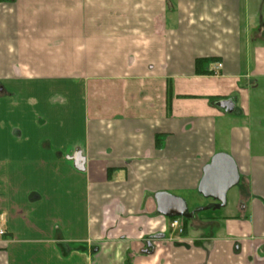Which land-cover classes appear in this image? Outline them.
I'll return each instance as SVG.
<instances>
[{"label": "crops", "instance_id": "crops-1", "mask_svg": "<svg viewBox=\"0 0 264 264\" xmlns=\"http://www.w3.org/2000/svg\"><path fill=\"white\" fill-rule=\"evenodd\" d=\"M217 153L229 210L178 235L154 195L212 203ZM0 225V264H264V0H0Z\"/></svg>", "mask_w": 264, "mask_h": 264}, {"label": "water", "instance_id": "water-1", "mask_svg": "<svg viewBox=\"0 0 264 264\" xmlns=\"http://www.w3.org/2000/svg\"><path fill=\"white\" fill-rule=\"evenodd\" d=\"M225 113H231L234 105L231 101L217 104ZM239 182V173L233 159L225 153L215 154L203 168V175L198 184L197 192L212 203L189 211L184 199L166 192L154 195L157 212L167 218H193L195 213L218 210L225 207L228 192Z\"/></svg>", "mask_w": 264, "mask_h": 264}, {"label": "rangeland", "instance_id": "rangeland-1", "mask_svg": "<svg viewBox=\"0 0 264 264\" xmlns=\"http://www.w3.org/2000/svg\"><path fill=\"white\" fill-rule=\"evenodd\" d=\"M22 84H24V87H22L23 86ZM44 88H45L44 86H40L39 84L33 86V85H26L25 83H22V82L13 83L12 89L15 91L14 96L12 98H9L8 101L5 102L8 104V106H10V104H12V109L15 108V106L18 107V108H15V114L13 115L12 120H14L15 122H16V120H20L18 111L20 112V110L23 108L24 111H27L30 114V118H29L30 121H35L37 123V121L40 119H43V120L48 119L47 122L50 123L53 119L52 118V114H53L52 109L55 105V102H53L51 99L47 100L48 98H46L43 95L44 93H41V91H44L43 90ZM46 88H47V86H46ZM23 89L34 90L35 92H37V94L34 93L33 96L24 95L20 91ZM30 97H32V98H30ZM69 103H71V105H72L71 108L69 107L70 105L68 106ZM68 104H67V108L68 109L70 108L69 110L76 111L77 107L79 110L77 98L73 97V99H72L69 97ZM56 105H58V104H56ZM64 110H66V107L60 108L61 112H63ZM74 115H77V114L75 113ZM191 207L192 206H190V205L188 206V208L191 211L197 210V209H194ZM227 210H229V207H227V209L225 207L220 208V209L215 210V211L207 210V211L200 212V215L203 217H207L210 215H217L220 213L223 214Z\"/></svg>", "mask_w": 264, "mask_h": 264}, {"label": "trees", "instance_id": "trees-1", "mask_svg": "<svg viewBox=\"0 0 264 264\" xmlns=\"http://www.w3.org/2000/svg\"><path fill=\"white\" fill-rule=\"evenodd\" d=\"M211 61H213V59H210V58L196 59L195 63H194L195 74L196 75H206V74L208 75V74H211V72H207L206 70L203 69L204 65L206 63H208V62H211ZM171 219H174V218H171ZM182 220H183V232H184L185 229H186V226L192 220V218H182Z\"/></svg>", "mask_w": 264, "mask_h": 264}, {"label": "built area", "instance_id": "built-area-1", "mask_svg": "<svg viewBox=\"0 0 264 264\" xmlns=\"http://www.w3.org/2000/svg\"><path fill=\"white\" fill-rule=\"evenodd\" d=\"M221 68V64H217L215 68L213 69L214 73H217L219 69ZM170 227L173 229L178 235L182 234V219L180 218H174L170 222ZM5 235V230L0 225V238Z\"/></svg>", "mask_w": 264, "mask_h": 264}, {"label": "flooded vegetation", "instance_id": "flooded-vegetation-1", "mask_svg": "<svg viewBox=\"0 0 264 264\" xmlns=\"http://www.w3.org/2000/svg\"><path fill=\"white\" fill-rule=\"evenodd\" d=\"M171 219V218H170ZM180 219H182V218H180ZM172 220V219H171ZM182 233H183V220H182Z\"/></svg>", "mask_w": 264, "mask_h": 264}]
</instances>
